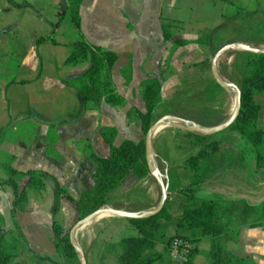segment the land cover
I'll return each mask as SVG.
<instances>
[{
	"label": "crops",
	"instance_id": "crops-1",
	"mask_svg": "<svg viewBox=\"0 0 264 264\" xmlns=\"http://www.w3.org/2000/svg\"><path fill=\"white\" fill-rule=\"evenodd\" d=\"M237 1L246 11L243 17L229 0H84L78 29L65 13L68 0H0V179L8 178L4 165L10 160L19 172L48 174L41 192L28 188L29 178L19 179L27 201L15 213L13 189L0 185L5 239L11 233L21 238L15 264L62 263L52 225L56 221L70 232L78 222V212L59 188L78 200L95 186L96 166L88 150L102 157L110 155L101 128L117 130L116 146L145 138L139 112L145 111L142 85L149 78L158 77L164 85L154 123L174 115L200 124L192 116L202 114L203 120L210 121L202 125L213 126L231 115L235 99L212 75L215 51L235 42L264 47L261 40L233 41V34L247 30L250 18L254 24L259 19L258 26L264 27V0ZM256 5L258 10L252 12ZM164 24L174 40L193 43L176 47L173 41H164ZM80 41L119 55L112 80L124 106L103 103L98 109H86L82 105L72 81L86 73L90 62H67L69 46ZM240 54H231L224 63L226 54L218 64L221 76L237 86L243 73L232 79L233 74L224 72L237 65L243 70L245 60L240 62ZM201 92V102H188ZM261 100L264 104V96ZM216 109L218 114L206 115ZM259 122L264 128V107ZM197 136L167 124L153 138L158 167L168 179L165 206L172 215L164 224V238L156 240L154 253H148L160 256L153 264H180L169 257L167 242L176 235L191 236L188 229L178 228V219L194 202L172 191L193 181V173L183 165L188 157L183 152L187 147L192 155L209 142H200ZM216 140L219 149L209 153L201 169L202 197L213 199L224 213L214 218L215 224L225 228L224 248L242 264H264V170L258 169L253 148L233 133L227 131ZM160 197L161 185L150 173L143 179L130 175L105 207L141 212L154 209ZM108 214L75 230L87 264H119L121 239L139 236L129 219ZM191 245L198 250L194 264H211L210 239ZM34 252L51 260H41Z\"/></svg>",
	"mask_w": 264,
	"mask_h": 264
},
{
	"label": "trees",
	"instance_id": "trees-1",
	"mask_svg": "<svg viewBox=\"0 0 264 264\" xmlns=\"http://www.w3.org/2000/svg\"><path fill=\"white\" fill-rule=\"evenodd\" d=\"M83 1L68 0L69 6L65 9V13L78 29L81 27L80 11ZM162 29L164 41H173L176 47L193 43V41L174 40L169 26L166 24ZM52 42L56 43L55 40ZM69 48L71 54L67 60L68 63L90 62L86 73L72 81L82 105L86 109H98L103 103L117 108L124 106V99L116 93L112 80V71L119 61V55L101 47L90 46L83 41L73 43ZM241 54L245 60L242 81L238 86L241 90L242 106L238 119L228 131L233 133L236 138L251 145L256 154L258 169L264 170V128L259 122L264 107L261 100L264 96V54ZM163 86L162 79L158 77H151L142 85L145 111L139 112V119L144 136L154 124ZM100 135L108 144L110 155L102 157L90 149L88 150L89 158L96 166L95 186L85 191L78 200L74 199L64 187L59 188L60 194L75 204L78 221L107 206L109 196L120 188L130 175L143 179L150 173L146 161L145 138L138 143L127 140L120 146H116L117 130L115 128H101ZM215 136H197L198 141L209 142L204 143L197 154L192 155L185 162L184 167L193 173V181L188 187H177L172 191L174 195L194 202L193 208L184 211L178 219V228L188 229L191 236L176 235L167 242V245L169 247L174 238H180L190 244H197L208 238L212 242L211 264H242V260L235 258L224 248L225 228L214 223V218L221 217L224 213L217 209L213 199L204 198L201 195L202 165L209 153L216 152L220 147ZM4 166L8 178L0 179V185H7L13 189L15 194L13 213H15L19 206L27 201L26 189L20 187L19 179L23 176L29 178L28 188H34L37 192H41L45 187V178L48 174L35 170H30L27 173L19 172L12 167L11 160ZM171 219L172 215L168 213L166 206L156 216L145 219H129L130 223L138 230L139 236L121 239L118 245L120 248L119 264H153L160 259L159 255L149 256L148 253L155 252L156 240L164 238V234H161L164 224ZM16 227L19 229L17 224ZM52 229L54 245L62 259V263L58 264H79L77 251L71 243L70 232L56 221L53 223ZM20 242L17 240L13 245H8L5 239V229L0 224V264H15V260L18 258L16 248ZM197 252V247L193 246L186 261L182 264H194ZM34 255L41 260H51L50 257L38 255L35 252Z\"/></svg>",
	"mask_w": 264,
	"mask_h": 264
},
{
	"label": "water",
	"instance_id": "water-1",
	"mask_svg": "<svg viewBox=\"0 0 264 264\" xmlns=\"http://www.w3.org/2000/svg\"><path fill=\"white\" fill-rule=\"evenodd\" d=\"M229 51H233L236 53H250V54H264V47H257L251 44L242 43V42H235L231 44H227L220 48L213 57L212 60V75L216 83L227 93L235 95V104L232 110L231 115L223 122L213 125V126H204L194 121H189L174 115H166L161 119L157 120L149 129L145 136V148H146V161L148 165L149 172L152 176H154L157 181L161 185V197L154 209L141 211V212H133V211H125V210H117V209H108L103 207L96 211L95 213L89 215L88 217L78 221L76 225L70 231V239L73 247L77 251L78 259L80 264H87L86 257L84 252L78 246L75 240V230L82 227L84 224L92 221L106 212L119 217V218H126V219H145L156 216L159 214L165 207L166 201L169 196L168 190V179L162 173V171L158 167V163L156 161V152L153 146V138L158 130L163 125H172L189 133L201 135V136H213L215 134L221 133L226 131L230 128V126L235 123L238 119L241 111L242 101H241V90L240 88L231 83L226 81L220 74L218 64L221 57Z\"/></svg>",
	"mask_w": 264,
	"mask_h": 264
},
{
	"label": "rangeland",
	"instance_id": "rangeland-1",
	"mask_svg": "<svg viewBox=\"0 0 264 264\" xmlns=\"http://www.w3.org/2000/svg\"><path fill=\"white\" fill-rule=\"evenodd\" d=\"M229 3H231V4H233L236 8H237V10H238V13H240V15L243 17V13H246V11L243 9V7H242V5L237 1V0H229ZM258 10V5H256V7H254V9L252 10V12H255V11H257ZM249 18V17H248ZM68 22H70L69 21V19H68ZM249 22H250V25H249V27H247V30L246 31H244L243 33L242 32H239V33H235V34H233V36L235 37V39H233V41L234 40H240V41H259V40H261V42H264V27H261V26H258V24L259 23H261V21L258 19V24H254V20H251V18H250V20H249ZM244 28H245V26L242 28L241 27V30L243 29L244 30ZM254 46H260L261 44L260 43H255V44H253ZM233 53H236V52H233V51H229V52H227L226 54H224V55H226L224 58H223V62L224 63H227V60L228 59H230L231 58V54H233ZM223 55V56H224ZM242 57H244L242 54H241V57H240V62H243L244 61V58H242ZM224 66V65H223ZM222 66V67H223ZM235 67V66H234ZM242 72H243V70L241 69V67H240V65H237L236 66V68H233V71L231 70V69H229V71L228 72H224L225 74H227V73H229V74H233V76H232V79H234L237 75L240 77V74L242 75ZM228 80V79H227ZM229 81V80H228ZM231 82V81H230ZM206 94H208V92L206 93ZM233 95V97L234 98H232V100H234L235 99V95L234 94H232ZM200 98V100H198ZM207 98H209L208 96H207ZM193 101H198V102H201L202 101V92L194 99V98H191V99H188V102L189 103H191V102H193ZM234 102V101H233ZM216 106H218V108H219V105H216ZM200 109H202V108H200ZM218 110L216 109V110H214V111H212V112H207L206 113V115L207 116H212V115H215V114H218ZM193 117V119H195L196 121H198V122H201L200 124L202 125V121L204 122V123H206V124H209V119L207 120V119H202V114H198V115H196V116H192ZM219 124V123H218ZM228 130H226V131H223V132H221V133H223V134H221V133H218V134H215V135H213V136H215L214 138L215 139H221L224 135H225V133L227 132ZM210 137V136H209ZM246 142V141H245ZM247 143V142H246ZM251 146V145H250ZM199 151V150H198ZM197 151V152H198ZM197 152L196 153H194V154H192V155H195V154H197ZM183 154H185L186 156H188L187 157V159H186V161L192 156L191 154H190V148H187V147H185V149H184V152H183ZM186 161H184V163H183V165H185V162ZM201 195H202V192H201ZM179 197V196H178ZM179 198H182V197H179ZM182 199H185V198H182ZM108 215H112V214H108ZM21 238H20V234L19 233H14V235H12V233L9 235V237L7 238V240H6V243L8 244V245H13L14 243H15V241H21L20 240ZM22 248V246H21V242H20V244L19 245H17V248H16V250H17V253L19 254L20 253V249Z\"/></svg>",
	"mask_w": 264,
	"mask_h": 264
},
{
	"label": "built area",
	"instance_id": "built-area-1",
	"mask_svg": "<svg viewBox=\"0 0 264 264\" xmlns=\"http://www.w3.org/2000/svg\"><path fill=\"white\" fill-rule=\"evenodd\" d=\"M192 248L193 246L190 243L180 238H174L169 246L168 255L172 260L182 264L186 261Z\"/></svg>",
	"mask_w": 264,
	"mask_h": 264
},
{
	"label": "bare ground",
	"instance_id": "bare-ground-1",
	"mask_svg": "<svg viewBox=\"0 0 264 264\" xmlns=\"http://www.w3.org/2000/svg\"><path fill=\"white\" fill-rule=\"evenodd\" d=\"M106 213H109V212H106Z\"/></svg>",
	"mask_w": 264,
	"mask_h": 264
}]
</instances>
